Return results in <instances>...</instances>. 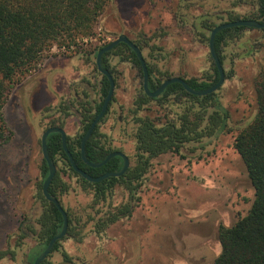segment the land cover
<instances>
[{
  "label": "rangeland",
  "instance_id": "obj_1",
  "mask_svg": "<svg viewBox=\"0 0 264 264\" xmlns=\"http://www.w3.org/2000/svg\"><path fill=\"white\" fill-rule=\"evenodd\" d=\"M257 9L256 0H107L92 35L77 39L70 52L52 48L34 70L15 77L3 108L9 140L0 144V264H31L37 241L27 224L41 212L40 138L51 126L63 128L70 139L82 134L79 104L98 99L101 80L94 49L125 35L141 42L154 79L212 80L209 33L196 32L192 24L200 17H211L215 24L229 22L230 17L262 21L256 18ZM220 54L224 83L215 94L228 114L226 131L151 160L132 201L131 216L100 233L97 221L128 202V193L117 186L94 205L93 192L83 190L67 173L63 181L69 191L60 201L73 221L68 225L73 236L61 239L60 250L45 264H213L221 251L218 227L232 226L254 200L233 143L257 113L264 32L246 28L227 40ZM127 55L107 58L115 84L98 134L111 150L127 155L133 166L136 119L175 121L191 104L169 99L141 105L142 77ZM57 167L63 165L58 162ZM22 223L28 233L23 237ZM61 252L70 263L63 261Z\"/></svg>",
  "mask_w": 264,
  "mask_h": 264
},
{
  "label": "trees",
  "instance_id": "obj_2",
  "mask_svg": "<svg viewBox=\"0 0 264 264\" xmlns=\"http://www.w3.org/2000/svg\"><path fill=\"white\" fill-rule=\"evenodd\" d=\"M106 3L107 0H0V144L9 140L3 108L10 82L15 77L28 74L34 70L43 55L52 48L65 49L66 52H70L72 47H77V39L92 35ZM257 3L258 16L264 21V0H257ZM231 19L233 18H229L230 22L237 21V19ZM197 21L202 25L201 30L203 31L210 32L214 27V23L209 19L200 18ZM245 29L244 27L226 29L216 35L214 45L221 65H223V58L220 54L221 48L227 40L238 37ZM262 31L264 32V29ZM131 41L140 51L142 50L141 42ZM105 46L94 49V56L96 57L97 52ZM120 52L128 54L127 59L142 75L136 55L122 43L102 56L104 68L113 75L107 58L110 55L117 56ZM147 69L149 74L148 88L150 91H154L160 85V80L154 79L148 64ZM211 75L212 80L210 76L205 80L189 79L186 80V83L191 89L205 90L218 82V72L214 63ZM108 90L109 82L105 77H102L98 84V99L87 98L84 103L79 104L81 112H78L82 134L76 139L66 137V147L75 165L93 178L104 173L119 171L122 163L121 158L113 157L104 166L93 169L86 166L80 157L81 139L99 114ZM256 94V116L251 124L236 136L233 143V148L239 154L247 170L248 178L254 190V200L244 217L238 219L230 227H218L217 237L221 251L213 264H264V68L260 73ZM141 98V105L149 101L161 102L169 99L176 101L184 99L191 105L186 107L175 121L156 124L148 117L136 119L135 162L121 177L108 178L98 183L86 181L70 165L62 147L60 135L51 134L47 138V150L50 159L56 166L58 162L63 165L61 168L57 167L48 193L58 199L62 208L60 197L69 191L68 185L63 181V177L67 173L78 180L83 190L93 192L94 205L105 200L107 194L117 186H121L128 193V202L115 207L112 212H109L97 223V233L131 216L134 208L132 201L151 160L168 153L177 154L187 145L216 137L227 129L228 114L216 98L215 93L196 97L187 93L180 84L174 83L169 85L158 98H149L144 92ZM195 108L198 110L194 111ZM111 152L110 147L101 142L97 125L85 144L87 160L91 163H99ZM47 175V165L42 160V181L38 192V200L42 204L41 212L32 223L34 227L31 229L38 244L33 249L35 254L31 264L46 248L49 241L60 232L63 223L58 209L47 202L42 195L41 186ZM65 212L67 213L68 225L71 226L73 223L71 216L66 210ZM66 236H73L71 229L68 230ZM59 248L58 241L54 244L51 253L59 251ZM61 254L64 262H71L65 253L61 252ZM45 263L44 261L41 264Z\"/></svg>",
  "mask_w": 264,
  "mask_h": 264
},
{
  "label": "water",
  "instance_id": "obj_3",
  "mask_svg": "<svg viewBox=\"0 0 264 264\" xmlns=\"http://www.w3.org/2000/svg\"><path fill=\"white\" fill-rule=\"evenodd\" d=\"M236 27H244V28H250V29H264V21L262 23H260V22L255 21V20H237V21L222 23V24H220V25H218L212 29V31L210 32L209 40H208V49H209L210 57H211L212 61L214 62L215 67H216L217 72H218V82L216 84L212 85L211 87H209L208 89H205V90L191 89L183 79L174 77V78H170V79L165 80L164 82L161 83V85L155 91L151 92L148 89V78H149V76H148L147 67H146L144 58L142 56V53H141L140 49L134 43H132L125 35H120L115 40H113L112 42H110L108 45L101 48L97 52L96 57H95L96 69L102 76H104L108 80L109 90H108V93H107L105 99L103 100L99 114L92 121L88 130L85 132V134L83 135V137L81 139L80 157L86 166L93 168V169H98V168L104 166L113 157L121 158L122 166H121L120 170L117 172L105 173V174H103L99 177H96V178L90 177L75 165V162L72 159L71 154L67 150L66 135H65V132L62 128L50 127V128H47L42 133L41 138H40L41 155H42V159L46 163L47 169H48V175L42 184V195L44 196V198L47 202L53 204L58 209L59 213L62 216L63 223H62V228H61L60 232L57 235H55L49 241V243L46 246V248L44 249V251L38 255V257L34 260L33 264H41L47 258V256L52 251L54 244L57 241H60L65 236V234L67 232V228H68V219H67V214H66L65 210L61 207L57 198H55L54 196H51L48 193V188H49V186H50V184H51V182H52V180L56 174L55 164L50 159L49 154H48V150H47V138H48V136L51 134H56V133L60 135L61 141H62V147H63V149H64V151H65V153L69 159V162H70L72 168L74 169V171L77 174H79L83 179H85L86 181H88L90 183H98V182H101V181L108 179V178L121 177L125 174V172L127 171L128 167H129L128 157L119 151H115V152L110 153L109 155H107V157L103 161H101L99 163L89 162L86 158V155H85V144L88 141V139L90 138L91 133L93 132V130L95 129V127L97 126L99 121L105 115V113L108 109V105L111 102L113 92H114V81H113V78H112L111 74L109 73V71L103 67L102 56L104 54L108 53L109 51L113 50L117 45H119L121 43L128 46L129 49L136 55V57L140 63V67L142 70V77H143L142 88H143L145 95L148 96L149 98H153V99L158 98L169 85L174 84V83L180 84L187 93H189L193 96L204 97V96H207V95H210V94L217 92L221 88V86L223 85V82H224V71H223V68L220 64L219 58H218L216 51H215V45H214L215 37L219 32H221L223 30L232 29V28H236Z\"/></svg>",
  "mask_w": 264,
  "mask_h": 264
},
{
  "label": "flooded vegetation",
  "instance_id": "obj_4",
  "mask_svg": "<svg viewBox=\"0 0 264 264\" xmlns=\"http://www.w3.org/2000/svg\"><path fill=\"white\" fill-rule=\"evenodd\" d=\"M256 1H257V0H256ZM257 10H258V9H257ZM256 14H257V15H256V18H260V17L258 16V12H257V11H256ZM200 18H203V19H204V18H206V17H200ZM200 18H198V19L200 20ZM198 19H197V20H198ZM207 19L211 20L212 23H214V22H213V19H211V17H208ZM197 20H196V23H193V24H192V29H193V30L195 29L196 32H202V33L208 32V31H203V30H201V26H202V25L199 24V23H198L199 21H197ZM240 20H255V19H240ZM255 21H258V20H255ZM229 22H230V21H229ZM258 22L262 23L263 20H262V21H258ZM224 23H225V22H224ZM220 24H222V23H220ZM220 24H217V23L215 24V23H214V27H216V26H218V25H220ZM214 27H213V28H214ZM213 28H212V29H213ZM259 30H263V29H259ZM211 31H212V30H211ZM211 31H210V32H211ZM210 32H208V33H209V36H210ZM202 33H201V34H202ZM127 38H128V37H127ZM128 39H129V38H128ZM129 40H130V39H129ZM208 40H209V38H208ZM130 41H131V40H130ZM131 42H132V41H131ZM132 43H133V42H132ZM142 49H143V48H142ZM208 50H209V49H208ZM141 53H142V50H141ZM216 54H217V53H216ZM209 55H210V54H209ZM142 56H143V55H142ZM143 58H144V57H143ZM210 58H211V57H210ZM211 60H212V59H211ZM144 61H145V59H144ZM212 62H213V61H212ZM213 63H214V62H213ZM145 64H146V67H147V63H146V61H145ZM220 64H221V63H220ZM214 65H215V64H214ZM95 66H96V65H95ZM221 66H223V65H221ZM103 67H104V66H103ZM109 68H110V67H109ZM222 68H223V67H222ZM105 69H106V68H105ZM96 70H97V69H96ZM107 70H108V69H107ZM108 71H109V70H108ZM141 71H142V70H141ZM147 71H148V69H147ZM97 72H98V71H97ZM98 73H99V72H98ZM109 73H110V72H109ZM99 74H100V73H99ZM100 75H101V74H100ZM111 76H112L113 81H114V84H115V78H114V75H111ZM148 76H149V74H148ZM152 76H154V75H153V72H152ZM102 77H104V76L101 75V79H102ZM141 77H142V75H141ZM170 78H174V77H170ZM170 78H166L165 80L170 79ZM176 78L183 79L185 82H186V80H189V79H185V78H182V77H176ZM191 79H195V78H191ZM165 80L161 81V82H160V85H161V83L164 82ZM198 80H199V79H198ZM142 83H143V77H142ZM148 83H149V78H148ZM223 83H224V82H223ZM186 84H187V83H186ZM160 85H159V86H160ZM141 86H142V84H141ZM159 86H158V87H159ZM158 87H157V88H158ZM157 88H156V89H157ZM148 89H149V88H148ZM156 89H155V90H156ZM155 90H154V91H155ZM143 92H144V91H143V88H142V93H143ZM151 92H153V91H151ZM215 93H216V92H215ZM160 96H161V95H160ZM147 97H148V96H147ZM104 99H105V98H104ZM152 99H153V98H152ZM109 104H110V103H109ZM108 107H109V105H108ZM107 110H108V109H107ZM106 112H108V111H106ZM105 115H106V113H105ZM105 115H104V116H105ZM104 116H103V117H104ZM97 125H99V123H98ZM51 127H59V126H51ZM48 128H50V127H48ZM60 128H61V127H60ZM46 129H47V128H46ZM46 129H45V130H46ZM62 129H63V128H62ZM45 130H44V131H45ZM93 131H94V130H93ZM92 133H93V132H92ZM92 133H91V135H92ZM84 134H85V133H84ZM65 135H66V134H65ZM66 137H67V136H66ZM115 151H119V150H112V152H115ZM112 152H111V153H112ZM119 152H121V151H119ZM122 153H123V152H122ZM123 154H124V153H123ZM126 156H127V155H126ZM127 157H128V156H127ZM128 159H129V158H128ZM42 160H43V159H42ZM70 165H71V164H70ZM121 166H122V163H121ZM55 167H56V172H57V166L55 165ZM130 167H131V162H130V160H129V167H128L127 171L129 170ZM127 171H126V172H127ZM83 172H84V171H83ZM126 172H125V174H126ZM104 174H105V173H104ZM125 174H124V175H125ZM55 175H56V174H55ZM54 177H55V176H54ZM42 184H43V183H42ZM41 191H42V186H41ZM57 200H58V199H57ZM112 211H113V210H112ZM112 211H111V212H112ZM66 214H67V213H66ZM67 219H68V218H67ZM101 220H102V219H101ZM101 220L99 219V220L97 221V223L100 222ZM33 222H34V221H32V222L30 223V225H29V224H27V225H28L29 233H30V231H31V237H33V238L37 241L36 236L32 233V230H31L32 227H34V225L32 226V223H33ZM118 222H119V221H118ZM116 223H117V222H116ZM116 223H115V224H116ZM113 225H114V224H113ZM24 226H25V225H24ZM24 226H23V223H22L21 226H20L21 228L19 227V228H20L19 230H20V232H21V237H23L24 235H25V236L28 235V233L25 232L24 229H22ZM67 230H68V228H67ZM66 233H67V232H66ZM65 236H66V234H65ZM65 236H64V237H65ZM64 237H63V238H64ZM63 238H62V239H63ZM57 242H58V241H57ZM37 244H38V242H37ZM37 244H36V245H37ZM35 247H36V246H35ZM43 251H44V250H43ZM43 251H42V252H43ZM42 252H41V253H42ZM41 253H40V254H41ZM53 253H54V252H53ZM50 254H51V252H50ZM50 254L47 256V258L50 256ZM37 257H38V256H37ZM37 257H36V258H37ZM47 258H46V259H47ZM46 259L44 260L45 262H46ZM44 261H43V262H44ZM33 263H34V262H33Z\"/></svg>",
  "mask_w": 264,
  "mask_h": 264
}]
</instances>
